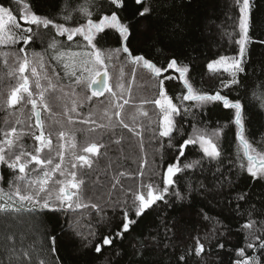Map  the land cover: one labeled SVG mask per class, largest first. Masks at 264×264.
<instances>
[{
	"label": "trees",
	"instance_id": "1",
	"mask_svg": "<svg viewBox=\"0 0 264 264\" xmlns=\"http://www.w3.org/2000/svg\"><path fill=\"white\" fill-rule=\"evenodd\" d=\"M125 3V8L114 9L110 0H0V4L10 7L17 15L22 14L24 6L28 5L37 14L53 18L59 23H64V15L70 13L72 20L69 24L73 26L85 22L81 8H87L93 14V19L110 14L113 10L117 11L122 22L132 24L130 50L133 55L149 58L161 67H167L170 59L175 58L178 66L189 67L186 75L196 92L214 94L219 91L232 100H240L244 106L245 138L257 151L264 150V44L260 43L264 40V0H254V23L250 33L252 42L248 45L246 72L240 74V83L231 88L222 87V82L231 79L230 75L213 73L207 65L221 56L232 57L238 53L235 40L238 39L239 6L236 0H148L152 12L147 18L134 15L139 7L134 0H125ZM33 29L40 33L41 39L28 48L29 56L33 51L41 53L45 64L44 72L57 85L55 93L49 95L52 113H42L46 134L52 133L51 155H56V133L61 130V125L64 131L82 130L75 132L77 154H85L82 149L90 143L103 145L99 156L87 154L94 161L92 168L85 166L78 168L77 172L78 177L85 181L87 197L92 202L101 204L104 210L99 213L91 208H82L72 213H52L45 210L37 214L26 210L30 205L25 203L22 207L17 200L15 208H21L20 212L12 211L10 215L0 212V264H20V257L12 255L6 242L9 234H15L18 240L27 244L34 242L36 252L39 254L42 251L41 258L46 259L48 264H56L55 257H59L62 264H234L237 259L236 249L244 247L246 243L247 230H242V225L249 219L248 213L251 212V218L258 222L253 231L261 226L260 222H264V179H254L240 168L241 162L246 165V160L243 159V149L236 138L234 109H225L221 102H209L201 107L194 101H184L186 106H192L191 110L187 115L175 118L177 127H182L186 133L191 132V124L209 131L223 129L217 141L222 149L219 160L205 159L202 168L189 169L174 177L175 184L170 192L180 190L186 198L177 200L169 195L166 197L167 204L157 202L137 219V223L123 239L116 238L102 253H95L91 248L84 249L81 246V241L73 235L66 221H79L85 231L91 226L97 233V239L114 234L122 217L118 209L114 211L112 207H105L104 202L109 193L113 200L123 201L126 198L124 193L137 188L141 180L161 184L164 166L178 155L175 149L167 148L166 144L161 148L153 138L159 122V110L154 105L143 104V110L149 115H137L136 125H133L131 119L136 109L141 107L142 101L158 97L159 79L162 77H153L147 70L134 66L122 52L108 61V70L111 78L113 77L111 83L115 84L120 68L127 75L126 88L130 87L131 95L124 93L129 104L125 105L122 115L131 126H145L143 148L139 137L117 126L115 118L109 124V120L103 116V108L109 107L110 98L106 93L90 102L84 101L83 108L72 113L77 122L68 124L67 117L63 114L64 104L70 105L71 98L64 97V93L70 92L68 85L73 83L74 78L70 76L72 68L65 69L64 64L71 65L79 60L72 53L85 50L86 41L83 37H74L73 41H68L66 36H56L55 29L49 31L42 26L39 29L33 26ZM53 36L63 45L61 50L66 53L63 61L51 59L56 55L53 50L46 51ZM97 39V46L105 52L121 46L119 33L115 29H106L105 33L97 34ZM15 50V47L0 45V130H7L12 126L19 130L29 124L34 125L35 120L30 104L21 103L13 109H8L4 104L11 88L17 83L16 77L9 75L17 64L14 56L5 57L3 53ZM163 75L173 77L164 81V87L167 94L173 97V102L178 104L179 101L175 98L187 94L183 80L178 78L179 74L174 70ZM130 80L131 84L128 85ZM41 83L46 85L47 81L42 80ZM61 88L63 92L60 91ZM76 91L78 96L74 98L77 100H83L86 94L90 95V91L84 88L78 87ZM57 97H63V100ZM89 118L95 120L96 124L78 122ZM17 120L20 121L19 124L16 123ZM100 124L109 125V128H100ZM90 128L95 130L89 131ZM156 135L158 136V132ZM117 140L121 142L115 143ZM23 143L28 150L33 148L34 141L30 136H25ZM200 155L198 150H185L189 161L198 159ZM70 159L71 152L65 159L66 169ZM145 159L147 164L143 168L144 176L140 177V165ZM180 160L183 162L184 157ZM118 172H124L125 175L119 177ZM0 175L4 178L0 180V189L5 193L4 200L0 203L12 204L7 195L11 192V171L0 166ZM114 177L120 179L123 190L120 185L112 190ZM201 185L204 187L201 188ZM238 194H246V200H238ZM127 200L131 205V196ZM87 202L86 198L85 203ZM48 234L58 237L56 253L48 251ZM196 237L205 244L206 252L200 256L194 254ZM218 243H223L224 248H218ZM249 252L254 254L252 250ZM181 255L186 256L185 261L179 260Z\"/></svg>",
	"mask_w": 264,
	"mask_h": 264
},
{
	"label": "snow or ice",
	"instance_id": "2",
	"mask_svg": "<svg viewBox=\"0 0 264 264\" xmlns=\"http://www.w3.org/2000/svg\"><path fill=\"white\" fill-rule=\"evenodd\" d=\"M134 3L139 6L134 13L135 16L147 18L151 14L152 8L148 0H134ZM236 3L239 5L238 39L235 40L239 49L238 53L232 57L221 56L207 65V68L212 72L220 70L229 72L231 79L222 82L224 88H231L233 85L240 83V74L246 72L248 45L252 42L250 33L254 23V0H236ZM110 5L114 9L126 7L125 0H110ZM80 11L85 17V22L73 26L69 24L72 20L70 13L64 15V23H59L53 18L37 14L28 5L24 6L22 14L17 15L10 7L0 4V45L16 48L14 52H5L3 55L5 57L14 56L17 64V67L9 72V75L16 77L17 83L11 88L4 104L8 109H13L21 103L30 104L35 117L34 125L29 124L19 130L15 126L7 130H0V166H4L11 171L12 180L9 183L11 192L7 195L8 200L13 202L12 204L0 203V212L5 213V215H10L12 211L20 212L21 208H15L17 200L22 207L25 203L30 205L26 210L37 214L45 210L52 213H72L82 208H91L98 213L104 210L101 204L92 202L91 198L87 197L85 181L78 177L77 172L78 168L85 166L88 169L92 168L94 161L87 154L99 156L103 145L95 142L90 143L82 149L85 154H77L75 132L82 130L64 131L63 125H61V130L56 133V155L55 157L51 155L53 150L52 133L48 132L46 134V125L44 119H42V113H52L49 95L55 93L57 85L44 72L45 64L41 53L33 51L31 57L29 56L28 48L34 45L38 39H41L40 33L34 31L33 26H36L37 29L42 26L43 29L49 31L55 29L56 36H66L68 41H73L74 37H83V40L86 41L85 50L72 53L73 57H79V60L74 61L71 65L64 64L65 69L72 68L70 76L74 78L73 83L68 85L70 92L64 93V97L71 98L70 105L68 103L64 104L63 114L67 117L68 124L77 122L73 119L72 113H77L78 108H83L84 101L90 102L93 98L103 97L107 93L110 98L108 101L109 107L103 108V116L109 120V124L115 118L117 126L127 129L129 133L139 137L141 148H143L145 126L143 124L131 126L122 115L125 105L129 104V99L124 98V93L127 91L130 96V87L126 88L123 82L110 83L108 61L114 55L122 52L127 55L134 66L147 70L153 77H162L159 79L158 97L151 101H142L141 107L136 109L131 119L133 125H136L137 115L141 117H148L149 115L147 111L143 110V104L150 103L154 105L159 110V122L153 132V138L161 148L166 144L167 148L175 149L178 155L164 166L161 184L145 183L141 180L137 188L129 189L124 193L126 198L123 201L113 200L111 193H109L108 199L104 202L105 207H112L114 211L118 209L122 217L114 234L97 239V233L92 230L91 226L85 231L79 221H66L68 228L74 236L79 238L84 249L91 248L95 253H102L103 249L111 246L116 238L123 239L124 235L137 223V219L142 217L157 202L167 204L166 197L169 195L174 196L177 200L185 199V194L180 190L170 192V188L175 184L174 177L178 173L187 172L189 169L202 168L205 159L214 161L221 158L222 149L217 141L223 132L222 128L209 131L207 128H200L196 124H191V132L186 133L182 127H177L175 118L187 115L192 107L191 105L186 106L184 101H194L201 107L209 102H221L225 109H234L236 138L243 149V159L246 160V165L241 162L240 168L246 170L254 179H264V150L257 151L245 138L244 106L240 100H232L219 91L214 94L196 92L186 75L189 72V67L178 66V61L175 58L170 59L167 67H161L149 58L133 55L130 50V43L133 38L132 24L122 22L117 11L113 10L110 14L97 16L95 19L92 18L93 14L87 8H81ZM106 29H115L119 33L121 45L107 52L97 46L99 44L97 34L105 33ZM260 43L264 44V40ZM62 47L63 45L53 36L47 44L46 51L47 49L53 50L56 55L52 56L51 59L63 61L66 53L61 50ZM5 63H7V59H5ZM169 70H174L179 74L178 78L183 80L187 89V94L175 98L179 101L178 104L173 102V97L167 94L164 87L165 80L173 79L172 76L163 75ZM56 75L59 76V73H56ZM134 78L135 67L133 68ZM42 80H46L47 84L43 85ZM78 87L87 89L90 91V95L86 94L83 100L75 99L74 97L78 96L76 91ZM60 91L63 92V88ZM57 99L63 100V97H57ZM101 103L103 104V101ZM78 122L86 125L96 124V121L90 118L81 119ZM16 123L19 124L20 121L17 120ZM55 123L60 122L55 121ZM99 127L106 129L109 128V125L100 124ZM94 130L95 128L89 129V131ZM157 132L158 136L156 135ZM25 136H30L34 141L31 150H28L23 143ZM177 136H179V139H177ZM163 138H167V140L165 141ZM120 142V140L115 141V143ZM186 149L198 150L201 155L198 159L189 161L185 156ZM69 152H71V159L68 161L66 169L64 163ZM181 157H184L183 162L180 160ZM161 160H163V153H161ZM146 164L147 159L140 165V177L144 176L143 168ZM124 175V172H118L119 177ZM3 179V176L0 175V180ZM113 180L112 190H115L118 185L123 190L120 179L114 177ZM200 187L203 188L204 186L201 185ZM4 196L3 189H0V201L4 200ZM128 196H131V205L128 204ZM86 198L87 203H85ZM237 199L240 201L246 200V194H238ZM248 215L249 219L242 225V230H247L246 243L244 247L236 249L237 259L234 264H264V222H260L261 226L253 231L258 222L251 218V212ZM57 239L58 237L54 234L47 235L48 251L50 253H56ZM6 242L12 255L20 257V264H34V258L36 264H48L46 259L41 258L43 252L41 251L39 254L36 252L34 242L27 244L23 240H18L15 234L7 235ZM217 247L223 249L224 244L218 243ZM249 250H252L254 254H251ZM205 252V244L201 242L199 237H196L194 254L200 256ZM179 260L185 261L186 256L181 255ZM55 262L56 264H62L59 257H55Z\"/></svg>",
	"mask_w": 264,
	"mask_h": 264
},
{
	"label": "rangeland",
	"instance_id": "3",
	"mask_svg": "<svg viewBox=\"0 0 264 264\" xmlns=\"http://www.w3.org/2000/svg\"><path fill=\"white\" fill-rule=\"evenodd\" d=\"M239 6V5H238ZM212 72V71H211ZM219 72H223V73H226V74H228V75H230L229 74V72H225V71H223V70H220V71H216V72H213V73H219ZM109 76H110V80L112 79L113 80V77L111 78V75H110V73H109ZM117 78H116V81L114 82V83H117V82H123V83H125V85H127V83H126V77H127V75L125 74V71H124V73H123V70H121V68L119 69V72H117ZM111 83V82H110ZM131 84V80H130V82H129V84L128 85H130ZM107 94V93H106ZM125 94H127V91H125ZM108 95V94H107ZM34 123H35V120H34Z\"/></svg>",
	"mask_w": 264,
	"mask_h": 264
}]
</instances>
